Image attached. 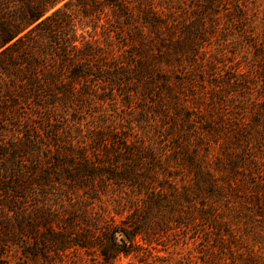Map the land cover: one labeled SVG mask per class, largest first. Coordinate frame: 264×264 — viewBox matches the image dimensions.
I'll use <instances>...</instances> for the list:
<instances>
[{"label": "trees", "instance_id": "1", "mask_svg": "<svg viewBox=\"0 0 264 264\" xmlns=\"http://www.w3.org/2000/svg\"><path fill=\"white\" fill-rule=\"evenodd\" d=\"M260 3L0 0V264H264Z\"/></svg>", "mask_w": 264, "mask_h": 264}, {"label": "rangeland", "instance_id": "2", "mask_svg": "<svg viewBox=\"0 0 264 264\" xmlns=\"http://www.w3.org/2000/svg\"><path fill=\"white\" fill-rule=\"evenodd\" d=\"M261 9L264 7V0H261L260 3ZM250 242V241H249ZM173 246L170 247V253H172V260L181 259L182 257L188 256L193 261L196 260V258L199 256V250L196 248V245L193 244L191 241H183L180 240L177 243H173ZM157 248L160 250L162 249L161 245H158ZM8 251V258L3 259L1 264H35L31 262L28 258H26L24 255H22V251L17 246H9L7 248ZM160 255L165 256L166 253L164 251H161L159 253ZM169 259V258H168ZM170 260V259H169ZM198 260V259H197ZM51 261L53 264H101L99 258L97 255H88L83 252L79 253H73L69 257L62 258L55 254L52 255ZM114 264H140L137 262V258L134 256H128V257H121L119 258Z\"/></svg>", "mask_w": 264, "mask_h": 264}]
</instances>
